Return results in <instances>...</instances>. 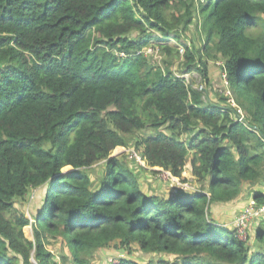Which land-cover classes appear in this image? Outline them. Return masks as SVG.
<instances>
[{
    "label": "trees",
    "instance_id": "obj_1",
    "mask_svg": "<svg viewBox=\"0 0 264 264\" xmlns=\"http://www.w3.org/2000/svg\"><path fill=\"white\" fill-rule=\"evenodd\" d=\"M196 12L206 35L199 50L180 43ZM258 14L264 0H0V264L70 263L47 249L52 241L65 242L72 264H93L114 243L172 256L147 264H264V250L208 213L245 184H264ZM212 45L237 108L212 105L185 77L198 71L214 87L202 55ZM153 47L160 64L145 53ZM181 54L186 71L175 74ZM144 130L152 134L129 161L138 165L137 152L180 179L190 165L201 191L161 200L141 190L111 156ZM98 165L105 172L95 182L89 170ZM39 189L45 196L32 222L19 200ZM252 203L264 207V191ZM255 239L264 249V227Z\"/></svg>",
    "mask_w": 264,
    "mask_h": 264
},
{
    "label": "rangeland",
    "instance_id": "obj_2",
    "mask_svg": "<svg viewBox=\"0 0 264 264\" xmlns=\"http://www.w3.org/2000/svg\"><path fill=\"white\" fill-rule=\"evenodd\" d=\"M203 1V0H200ZM196 6L199 4V0H193ZM180 13H184L185 8L179 6ZM177 12L170 11L169 15L172 13ZM175 14V13H174ZM259 26L252 32V34H260L263 32L264 27V15H259ZM206 41V35L203 31L202 26V17L199 13H195V18L193 20V24H191L188 29L181 34L180 43L185 45H194L197 50L201 49L204 46ZM171 45H175L174 42L170 43ZM181 48V47H180ZM212 50L207 54V52L202 53L204 56L203 59L207 61V65L209 67V73L212 81H214V87L211 84V89L206 87V83L202 80L201 74L198 71H193L185 75L189 84H191L195 89L199 91H203V98L212 103V105H220V106H234L237 108L232 94L228 90L227 86L224 84V80L221 79V70H219L222 66V58L218 56L211 46ZM145 53L150 58V60L154 63L160 64L162 61V50L158 47L148 48L145 50ZM185 59L184 55H179L175 59V64L172 67V70L175 74H180L184 71L185 68ZM186 71V70H185ZM203 88V89H202ZM205 89V90H204ZM224 99V100H223ZM239 115L243 118L242 110L239 111ZM152 134L150 130H144L136 135H131L128 137L129 147L127 148H118L112 154V158H117L119 162L123 163L125 167L129 168L134 175L138 178L139 186L141 190L146 193L147 195H154L161 200H164L168 197V195H172L175 191H181L187 194H194L197 191L202 190V186L198 184L196 179L192 176V168L190 165L186 166L184 172V178L180 179L174 177L170 172L165 171L161 168H151L148 163L142 159L138 154V165L129 161V154H131V149L135 147L137 141L141 138ZM137 153V152H136ZM129 158V159H128ZM136 161V162H137ZM139 166V167H138ZM141 166V167H140ZM72 168L68 167L64 169L62 172L67 173L71 171ZM90 175L95 178V182L102 180L104 177L105 167L97 166L94 169H90ZM155 171V172H153ZM156 173V174H155ZM264 184L260 183L258 185H250L245 184L244 189L241 195L234 201L228 203H219L214 204L209 207L208 213L211 217L218 222L219 224L228 225L230 228H233L235 225V221L237 216L241 213L243 214L248 209L253 207L252 198L253 193L255 191H264ZM45 194L43 193V189L34 190L31 192L28 197L22 202L19 200V211L24 213L29 219L34 222L32 218L38 213L42 201L44 199ZM256 216H253V218ZM264 227V212L261 216L251 220L248 225V229L244 235H242L241 239L251 246L252 250L262 251L263 246L256 243V231ZM26 237L34 241V231L33 227L29 226L24 229ZM62 244L60 245V241H52L48 246L47 249L54 254L56 259L60 257L61 254H66L69 256L70 263L72 264V258L70 255V251L68 246L65 244L64 241H61ZM121 259H128L136 261L140 264H147L149 261L156 260V259H166L171 260L172 256L167 254H147L142 252L138 246L133 245L130 250L122 249L118 243L112 244L107 249L98 253L96 255L93 264H118ZM60 261V259H59ZM116 261V262H115Z\"/></svg>",
    "mask_w": 264,
    "mask_h": 264
},
{
    "label": "built area",
    "instance_id": "obj_3",
    "mask_svg": "<svg viewBox=\"0 0 264 264\" xmlns=\"http://www.w3.org/2000/svg\"><path fill=\"white\" fill-rule=\"evenodd\" d=\"M180 51H181V53H183L182 48L180 49ZM222 76H223L224 84L227 85V78H226L225 72H223ZM133 156L137 159L139 157L136 153H133ZM263 212H264V207H257L254 205L253 207L248 209L246 212L241 214L240 217H238L236 219L234 226L238 229L240 238L242 237V235H244L246 233V231L248 229L249 222L256 217L261 216L263 214ZM253 216H256V217L253 218Z\"/></svg>",
    "mask_w": 264,
    "mask_h": 264
},
{
    "label": "crops",
    "instance_id": "obj_4",
    "mask_svg": "<svg viewBox=\"0 0 264 264\" xmlns=\"http://www.w3.org/2000/svg\"><path fill=\"white\" fill-rule=\"evenodd\" d=\"M214 82V81H213Z\"/></svg>",
    "mask_w": 264,
    "mask_h": 264
},
{
    "label": "water",
    "instance_id": "obj_5",
    "mask_svg": "<svg viewBox=\"0 0 264 264\" xmlns=\"http://www.w3.org/2000/svg\"><path fill=\"white\" fill-rule=\"evenodd\" d=\"M73 169V168H72Z\"/></svg>",
    "mask_w": 264,
    "mask_h": 264
}]
</instances>
